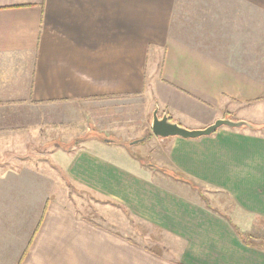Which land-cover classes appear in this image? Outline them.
Wrapping results in <instances>:
<instances>
[{"label":"crops","instance_id":"crops-1","mask_svg":"<svg viewBox=\"0 0 264 264\" xmlns=\"http://www.w3.org/2000/svg\"><path fill=\"white\" fill-rule=\"evenodd\" d=\"M138 99L191 130L261 128L134 151L144 127L116 117ZM51 131L77 144L31 168ZM65 181L105 203L97 215ZM263 242L264 0H0V264H264Z\"/></svg>","mask_w":264,"mask_h":264},{"label":"rangeland","instance_id":"rangeland-1","mask_svg":"<svg viewBox=\"0 0 264 264\" xmlns=\"http://www.w3.org/2000/svg\"><path fill=\"white\" fill-rule=\"evenodd\" d=\"M116 103L117 102L104 103V105H105V107H107L108 109H111L112 111L113 110L115 111V109L117 111H120L118 106L115 105ZM130 104H131V102L129 101L128 105L130 106ZM132 107L133 108L135 107L136 109H132V112L131 111L129 112L127 110L128 111L126 113L127 116H125L123 114L119 118L116 117V121L118 122V124L120 126L125 127V129H124L125 131L129 132L133 128L144 127V133L138 134V136H136L137 137L136 139L134 138V140L127 141L126 144H129L135 140H140L144 136H149L148 138L153 137L151 130H150V123H151L153 111L146 113L145 102L143 100H139V99L137 100V103H135L134 106H132ZM140 109H141V111H140ZM123 111L124 110L122 109V112ZM137 111H139V112H137ZM144 112H145V114H144ZM131 117H134L132 119L133 122L129 123L128 125H125V121L127 120V118L130 119ZM132 134L133 133H131L129 135H132ZM98 135H100V137H102V139H104V138L105 139H117L116 136H114L108 132H104V133L98 132ZM61 136L62 135H60L58 132L51 131L48 134H45V136H42L40 141H38L35 145H32L31 147H29V149L27 150V153L23 155L24 159H26L25 162H28L27 165L30 166L31 168H35L37 170H41L40 168L44 169V163H41V164L38 163L41 161L48 162L45 157H42V155L47 156V158H48L50 151H53L52 148L62 147L63 145H66V143H64L61 140ZM124 136H126V135H124ZM45 137L48 138L46 143L44 142ZM145 142H147V140ZM45 144H48V147H49L48 149H44L45 147H47V146H45ZM139 144H142V143H138L137 145H129L128 147L132 148L135 151V149L137 148V146H139ZM44 153H46V154H44ZM144 161H149V160L145 159ZM49 163H50V161L48 162V167L51 170H53V168L49 165ZM15 165L17 167L16 169H18L23 164H22V161L19 160V161H16ZM41 171H43V170H41ZM55 172L57 174L60 173L59 170H57ZM62 178L64 179V177H62ZM65 185H66V188L68 190V194H69L71 201L76 206L77 211H79L80 213H81V211H86L87 213H90V211H92L91 212L92 214L93 213L96 214L94 211L95 210L94 208L96 207V205L97 204H101V205L105 204V203H102L100 200L95 199L90 194H87L81 190L76 189L71 183H69L67 181H65ZM121 211L125 214V216L128 219L129 234H131L135 240H139V241L142 240L143 244L145 246H149L150 248H155L156 246H158L157 243L152 242L151 240L148 241V240L142 239V237L144 235L149 234L151 236V239H153L152 237H154L156 241H159V238H161V236H160V234L157 233V231H154L153 229H151L147 226H144L143 224H137L136 221L134 219H132L127 213H125L123 210H121ZM137 235H140L141 239L136 237Z\"/></svg>","mask_w":264,"mask_h":264},{"label":"water","instance_id":"water-1","mask_svg":"<svg viewBox=\"0 0 264 264\" xmlns=\"http://www.w3.org/2000/svg\"><path fill=\"white\" fill-rule=\"evenodd\" d=\"M221 127H227L232 129H242L245 127L250 129L261 128V126H251L245 121L233 120L226 116L224 118L215 120L212 124L206 126L203 129L191 130L179 125L176 122L171 121L166 113L159 116L158 109H154L150 123V130L152 135L159 139H166L172 137H179L182 139H198L214 134ZM144 137L142 139H144ZM142 139L131 142V145L138 144Z\"/></svg>","mask_w":264,"mask_h":264},{"label":"trees","instance_id":"trees-1","mask_svg":"<svg viewBox=\"0 0 264 264\" xmlns=\"http://www.w3.org/2000/svg\"><path fill=\"white\" fill-rule=\"evenodd\" d=\"M96 137L102 139V137H100V135H98V134L96 135ZM148 137H149V136H145L144 139H142L139 143H143V142H145V141L148 139ZM104 139H105V138H104ZM76 142H77V141H75V142H73V143H71V144L64 145V146H65V148H66L67 150H70L72 147H74V146L77 144ZM129 145H131V143L127 144V146H129ZM64 146H62V147H64ZM203 201H204L205 205H206L207 207H209V204H208L207 200H206V199H203ZM209 208H210V207H209ZM235 229H236V231H237V235L239 236V238H240L242 241L246 242V241H247V240H246V239H247V236L241 234V233L238 231L237 228H235ZM263 244H264V242H263Z\"/></svg>","mask_w":264,"mask_h":264}]
</instances>
